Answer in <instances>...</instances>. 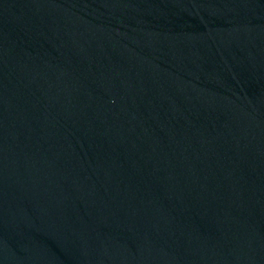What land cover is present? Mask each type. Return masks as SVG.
Masks as SVG:
<instances>
[{"label":"water","instance_id":"obj_1","mask_svg":"<svg viewBox=\"0 0 264 264\" xmlns=\"http://www.w3.org/2000/svg\"><path fill=\"white\" fill-rule=\"evenodd\" d=\"M0 264H264V0H0Z\"/></svg>","mask_w":264,"mask_h":264}]
</instances>
